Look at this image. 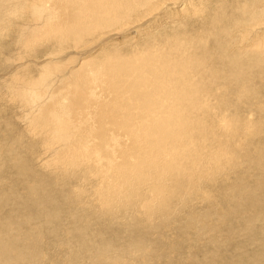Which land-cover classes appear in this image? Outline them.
<instances>
[{
    "label": "bare ground",
    "instance_id": "bare-ground-1",
    "mask_svg": "<svg viewBox=\"0 0 264 264\" xmlns=\"http://www.w3.org/2000/svg\"><path fill=\"white\" fill-rule=\"evenodd\" d=\"M168 1L0 0V37L17 25L20 50L7 59L15 74L4 76L0 100L14 103L15 119L32 143L28 158L37 177L27 178L32 169L23 158L14 165L30 182L18 195L11 190L6 195L25 213L21 218L4 217L11 199L0 195L7 198L0 202V264H26L28 254L16 253L26 246L17 232L39 217L50 224L45 229L53 239L61 235L56 226L61 221L67 222L64 232L71 226L92 231L97 224L96 232L77 234L69 252L84 253L88 264H154L155 244L161 246L162 234L174 229V249L205 240L209 253L197 264L217 259L216 242L225 237L220 233L235 234L232 225L249 232L247 245L253 244L252 224L264 218V142L258 141L264 135V3L231 0L227 14L211 15L202 0ZM158 2L171 24L186 25L181 19L198 15L204 23L207 18V29L196 36L180 30L149 33L128 54L109 49L114 44H105L104 35L124 31L143 13L153 14ZM222 19L234 28L224 27ZM38 41L47 42L49 50L40 49L31 61L27 52ZM65 44L80 49V60L65 57L69 73L61 66L38 76L29 71L32 65L36 71L61 65ZM96 44L99 49L92 51ZM39 79L42 88L36 87ZM60 187L64 193L56 191ZM46 207L49 211H42ZM134 230L141 235L133 239ZM197 232L204 238L197 239ZM56 244L64 247L60 240ZM261 247L257 258L233 264H264Z\"/></svg>",
    "mask_w": 264,
    "mask_h": 264
},
{
    "label": "rangeland",
    "instance_id": "rangeland-1",
    "mask_svg": "<svg viewBox=\"0 0 264 264\" xmlns=\"http://www.w3.org/2000/svg\"><path fill=\"white\" fill-rule=\"evenodd\" d=\"M13 1H15V0H13ZM171 1L172 0H170L168 2L170 3ZM202 1L204 3H206L205 4V9L206 10L209 9L208 13L211 14V15H213V14H215L217 12L218 13L222 12L223 14H227V12L230 10V7L233 6L231 0H221V1L220 0H202ZM168 2H166V3H168ZM244 2L247 3V4H250V2H252V3L254 2V3H257V4L259 2H260V4L264 3L263 0H244ZM11 5H13V4H11ZM221 6L223 8L221 9V11H219V8H221ZM156 7H158V10L154 11L153 14H151V13L144 14L143 13L139 17L138 21H136L135 23L130 24L131 26H129V28L127 27L128 30L124 29V31H127V32H124V31H121V30H120V32L119 31L115 32L114 30H111V32H109L106 35H104L105 37L102 36L103 40L106 39V43L105 44H110V43L113 42L114 45L112 47L109 46V49H111V50L113 48L114 49H118L121 52L128 54V53H130L132 51V49H135V46L136 47L142 46L143 43L147 40L146 37H147V35L149 33L150 34L148 36L157 37V36H159V33H162L165 30H166V32H169V33H171L172 31H175V30H180L182 32H187V33H190V34L196 36V35H199V33L202 32V30L205 27H206L205 30L208 27V26H206L207 18H206V21L204 23V20L200 19L198 15L195 16L196 18L190 16V17L184 18L183 20L181 19V21H184L186 23V25L183 24L182 22H178L177 20H175L174 23L171 24V21H168L167 19H164L162 17V15L160 13L162 11V9H161V6H160L159 2L156 3ZM170 7L174 9V7H179V4L176 5V6H171L170 5ZM159 8H160V10H159ZM179 11H180V13H185V11L182 10V8H180ZM186 12H187V10H186ZM176 18H179V17H176ZM197 20H198V22H197ZM225 21L226 20L222 19V22H225ZM227 22H228V24H227ZM140 25H141V27H140ZM12 26H11V30L8 33L5 34V37H3V38L0 37V75H1L0 76V83L3 81L4 78H6V77L10 78L11 77V73H12V70L14 68V67H12V63L8 62L7 59L9 57H11V58L12 57L13 58L16 57L15 55H17V53L20 52L19 47L16 48V46H15L16 41L14 40L17 37V32H18L17 28H18V26L16 25L17 26L16 27L14 24ZM234 26L235 25L230 23L229 21H226V23L224 24V27L234 28ZM230 28H229V30H230ZM199 29H201V30H199ZM221 29H219V31ZM222 30L231 33V36L233 38L236 37L235 31L231 30L232 32H230L228 30V28L227 29H222ZM113 31L116 34H114ZM117 33H121V34H117ZM109 35H110V37H109ZM114 35L116 37H114ZM117 35H119L118 37H120L119 40L117 38ZM219 37L221 39H225L226 37H229V36L224 37L223 35H221ZM109 39H110V41H109ZM121 39H122V42H121ZM92 46H93V47H91L92 51H93V49H96V48L99 49V46H97V44L96 45H92ZM47 47H48L47 46V42H45V41H38V42H36V44H33L32 50L27 52V55L30 57L29 60L32 61L33 57L36 54L41 52L40 49H42V54H46L48 52V50H49ZM64 48H65V50H64ZM64 48L62 49V52H61V56H62L61 65L56 63V65L54 67H49V68H47L45 70L41 69L40 71H36V68L34 67V65H32L31 67L30 66L28 67L29 71L30 72H34L38 76L40 74L42 75L45 72H46V74H49L50 71H55V70L58 69V67L61 66V68L64 70V74L65 73H69L70 72V66H68V67L65 66L66 65L65 57L69 56V57L74 58L75 60L76 59L80 60V58L78 57V53H79L78 51H80V49L73 50L72 48H66V44L64 45ZM91 49L87 48L86 50L90 51ZM99 52H100V50H98L96 52V54H93L92 56L95 57L96 55L99 54ZM61 56H59V57H61ZM26 61H28V59L24 60L22 63H25ZM35 61H39V60L35 59ZM9 66H11V67H9ZM16 66H17V64H16ZM18 69H19V67H18ZM18 69H15L14 71H16ZM75 71L76 70H74V72ZM18 72H19V70H18ZM14 74L15 73H12V75H14ZM4 76H6V77H4ZM56 77H57L56 75H52V79L53 80H55ZM256 81L257 80L255 79V83H256ZM36 87H38V88H42L43 87V83L40 81V79L38 80V84H36ZM4 92H8V91L4 90ZM261 93H264V90H261ZM262 98H264V96H262ZM12 104H14L13 101H10L9 103H7L6 99L4 101L0 100V159H3L2 162H4V163L0 162V195L5 194L4 196L8 195L10 190L12 192H15L16 195H18L17 192L18 191L20 192L23 189L25 190L27 188V186H28L27 183H30L29 181L24 180V177H26V176H24V177L20 176V174H19L20 170L17 169L14 165H16L17 163H21L20 161L23 158L22 162H26L24 165L29 167L28 169L30 170V172H31V169L33 168V166L31 167V164L33 165L32 159L30 160V158H28L31 155V151L29 149L32 148V143L29 142V139L26 136V134H23V133H25L24 129H23L24 132L23 131H22L23 133L21 132L22 124L20 123V121L15 119L16 118L15 116L17 115L16 114L17 112L15 111L16 109H14L15 107L12 106ZM245 113L247 114V112H245ZM256 116L255 115H251L250 118L252 117V119L255 120ZM17 132H18V134L19 133H22V134L18 135V134H16ZM261 136L258 137V141L261 140L262 142H264V135H261ZM26 157H27V160H25ZM34 168H35V166H34ZM16 170H17V172H16ZM34 175H36V168L32 169V172L29 173V175H27V178H29V180L35 179V178L37 179V177H34ZM250 181L251 180H249V182ZM46 182H47V180L45 181L44 184H47ZM41 185H42V183H41ZM7 191H8V193H7ZM56 191H58L60 193L62 191L64 193L63 187H60ZM57 195L54 196V197H57ZM22 196H21V199L25 198L24 196L23 197ZM35 196H36V194H35ZM6 197H4V198L1 197L0 198V202L1 201L3 202V200H5L7 198L11 199V201H9V199H7V202H6L7 211H6V209H4V211L2 212V214L5 212L3 214L4 217L11 216V215L13 216V214H15L13 216V218L18 219V218H21V217L25 216V213L21 214V213L18 212L20 210H17L15 208L14 205L16 203L14 204V202H15L14 200L15 199L13 198V195L9 196L7 198ZM59 197H61V196H59ZM213 197H216V200L214 198V203H217V201L219 200V195L216 193V195L214 194ZM35 199H37V197H35ZM24 200L27 201V199H24ZM47 203H48V201H47ZM40 205L42 206V205H45V204H40ZM40 205H38V208L40 207ZM11 209H12V211H11ZM196 209L197 210H196L195 214H197V217H200V215L203 214V210L201 208H199L198 205H197ZM45 210H47V212L49 211V209L47 207L44 210H42V211H45ZM9 211H11V212H9ZM47 214L48 213L43 212V216H45ZM262 219H264V218H260V219H258V221L257 220L255 221L256 224H255V222L252 224V227H253L252 229H253L254 234H255V235H253L251 237L253 239V244L252 245H247L250 242L248 241V238H246V237L247 236H251V235L247 231L246 232H247L248 235L245 232L243 234V232L241 231L242 227L241 228L239 227L240 224L239 225H232V228L234 227L235 234H231L230 232H229L228 235L224 234V232L220 233L221 235L225 236L224 237L225 240L217 238L218 242H216V246H217L216 250H217V253H218L219 256L217 257L216 260H214V262H211V263L208 262V263L209 264H233L236 261H240V262H244L245 263L246 260L248 259V256L251 257V256L254 255L253 257L257 258V255L261 254L260 253L261 252L260 250H262L261 246L264 245V242H262V241L259 242L260 237H261V240L264 241V231H261L262 229H264V222H263L264 220L262 221ZM61 222H63L62 223L63 225L56 224V226H59V228L62 229V231L60 233L61 235L60 236H56L55 237L56 239L55 238L53 239V236L49 235L48 229H45V228H48V226L50 224H46L42 217H39L33 223H24L23 226L19 228L20 230H18L17 233H20V234L24 235V241L26 242V246L25 245L23 246L24 249L23 248H18L16 250L17 252L16 251L15 252L16 253H18V252L22 253V251H23V256L28 254L27 255L28 260L26 261V264H88L89 263V257L86 256L84 253H79V251H74L73 253L70 254L69 252H71L73 247L75 246V243H74L75 239H79L78 236L80 238H81V235H82V237H85L86 234H90L91 232H96L97 230H99L98 227H96L97 224H95L96 226H91L92 227V231L86 230L87 231L86 232L83 229H81V231H80V229H76L75 227L71 226L69 231L64 232V228L66 229L67 222H64V221H61ZM74 225H78V223L75 222ZM110 226L115 228L114 225H110ZM54 227L49 229V230L50 231L54 230L55 229ZM117 227H116V229H117ZM30 228L33 229L32 233L30 232V230H31ZM28 229H29V231H28ZM100 230H102V229L100 228ZM257 230L260 231V232L258 233ZM56 232H60V229H58ZM171 232H173V231L169 230V231H167V232L162 234V238H164V240H166V241H164V243H162L161 246H158V245H160L159 243L155 244L158 247V248H156V246H155V251L157 252V254H156L157 255V260L152 259L151 263H154V264H167V262H169L168 264H197V263H205L204 260L208 256L207 254L209 253L208 252L209 248L207 247V250H206V248L203 246L204 245L203 242L205 240H203L201 244L197 243L195 245L188 244L187 242H181V245L177 246V248L174 249L173 248L174 247V242H173V240H172L173 243L171 242L170 239H172V238H170V237L176 235L174 233V232H176V230L174 229L173 234H170ZM133 233L134 234L136 233L135 235L133 234L134 235L133 239L136 236L141 235V234H139L140 231L136 232L134 230ZM38 234H39V236H38ZM77 234H78V236H77ZM197 234H198L199 237H197ZM202 235H201V233L197 232L196 233L197 239L204 238V237L201 238ZM255 236H258V238L255 237ZM121 237H122L121 239L124 238L122 235H121ZM71 239L73 241H71ZM105 239H108V238H105ZM197 239L195 238L194 240H197ZM59 240H60V242H62L64 244V247L60 248V246H57L56 241L58 242ZM131 240H132V237H131ZM221 240H223L224 242L226 241L223 244L224 246L220 245L221 244ZM165 242H166V245H165ZM116 243L117 242H114V244H116ZM28 247H29V252L27 251ZM169 247H170V251H169ZM164 248H166V249H164ZM190 248H191V250H190ZM159 249H160V251H159ZM211 249H213V248H211ZM32 252H35V254H36V252H38L39 258L35 259V254H30ZM250 252H252V253H250ZM70 255H71L72 258L70 257ZM240 255H241V258H240ZM20 257H22V256H20ZM35 260H37L38 262L35 261ZM209 260H210V257H209L208 261ZM262 261H263V258L261 259V262ZM237 264H240V263H237Z\"/></svg>",
    "mask_w": 264,
    "mask_h": 264
}]
</instances>
